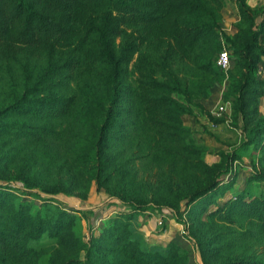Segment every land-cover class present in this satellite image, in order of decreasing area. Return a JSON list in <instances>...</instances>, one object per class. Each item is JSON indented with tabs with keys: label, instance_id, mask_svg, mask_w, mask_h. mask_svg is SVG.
<instances>
[{
	"label": "rangeland",
	"instance_id": "rangeland-1",
	"mask_svg": "<svg viewBox=\"0 0 264 264\" xmlns=\"http://www.w3.org/2000/svg\"><path fill=\"white\" fill-rule=\"evenodd\" d=\"M263 2L246 0L253 20L261 15ZM207 8L213 9L216 26L187 57L167 62L162 69L166 81L176 89L173 98L185 108L179 121L181 127L193 138L186 148L178 151L163 148L166 144L140 114L133 94L136 73L132 64L136 53L127 64L128 72L118 76L114 83L101 70L71 74L54 55L37 46L20 45L13 54L0 53V109L24 88H32L27 97L42 98V104L37 103L41 108L50 96L73 97L68 113L51 120L42 115H31L29 119L11 109L0 114V154L6 145L10 147L3 155L5 167L0 170V191L9 192H0V199L5 202L3 210H10L22 200L31 214L32 205H39L46 216H50L52 208L69 211L75 219L68 228L81 233L86 241L90 233L99 235L105 218L126 211V205L114 195L134 193L143 199L155 197L167 206L138 212L129 221V228L138 234L143 246L164 247L168 241H175L193 264H203L201 253L209 264L264 261L263 232L242 218L233 223L205 215L216 203L234 198L243 188L253 194L264 189L263 180L250 176L253 166L264 170V134L255 143L237 148L239 157L231 161V172L218 178L217 184L221 186L233 177L219 196H215L214 190L191 203L185 202L191 187L208 180L210 172L206 165L219 160L218 151L237 147L242 140L240 115L233 109V92L242 64L231 41L249 40L254 26L234 0L209 2ZM201 18L207 16L189 12L181 16L185 23H195ZM257 39L264 41L259 36ZM118 41L115 38V44ZM224 48L231 56L230 66L218 69L213 59L217 50ZM114 50H118L117 45ZM145 52L154 61L160 60L153 45L142 47L139 53ZM249 55L262 65L264 55L255 49H249ZM259 75L264 79V74ZM263 96L264 92L259 96L257 91L246 92L245 109L253 108L254 116L264 113L260 102ZM109 104L110 121L104 124ZM219 105L224 109L217 112ZM212 118L220 120L215 122ZM23 119L39 127L53 125L55 132L39 140L14 138L10 134L13 128L4 125ZM11 136L13 139H8ZM101 166L110 171L104 180L97 177ZM213 195L216 202L207 204L206 200ZM173 212L185 221L184 227L172 218ZM158 213L162 217L160 224L155 220ZM67 220L63 219L62 228L67 226ZM242 230L248 231L249 237L243 236ZM57 231L51 226L24 264H47L53 257L70 254L67 245L57 244L62 230L53 235ZM82 254L78 253L81 259ZM111 255L105 254L107 259ZM87 262L104 264L93 256Z\"/></svg>",
	"mask_w": 264,
	"mask_h": 264
},
{
	"label": "trees",
	"instance_id": "trees-1",
	"mask_svg": "<svg viewBox=\"0 0 264 264\" xmlns=\"http://www.w3.org/2000/svg\"><path fill=\"white\" fill-rule=\"evenodd\" d=\"M234 1L254 26L249 40L231 41L242 64L239 81L233 92V109L240 115L242 122V140L237 147L218 151L219 160L206 165L210 172L208 180L190 188L185 195L187 203L214 190L215 196H219L233 177L221 186L217 184L218 178L231 172V161L239 157L237 148L255 143L264 134V113L254 116L253 108L245 109L246 92L257 91V96L264 92V79L259 75L261 65L249 55V49L264 55V41L257 39L258 36L264 38V2L260 5L258 20H253L246 0ZM209 2L218 4V0H0V53L13 54L20 45L37 46L54 55L60 60V66L71 74L101 70L113 83L118 76L128 72L127 64L136 53L132 64L136 73L133 94L140 114L153 133L166 144L163 148L178 151L186 148L193 138L181 127L179 121L185 108L173 98L172 93L176 89L166 81L162 69L167 66V62L187 57L199 40L216 26L217 20L211 14L213 9L207 8ZM187 12L202 13L207 19L185 23L181 16ZM115 38L119 39L117 44ZM115 45L118 48L116 52ZM149 45H153L158 52V62L149 58L148 52L139 53L142 47ZM216 55L213 65L220 69L215 64ZM256 85L261 88L258 90ZM31 92L32 88H24L11 103L0 109V114L11 109L13 113L25 114L28 118L42 115L51 120L67 114L73 102L72 95L50 96L45 100L44 108H41L37 103L42 104V98L27 97ZM113 95L114 92L110 97ZM110 109L111 104L104 113V124L110 121L107 118ZM212 120L218 122L220 119ZM28 121L8 122L4 127L13 128L10 134L14 138L25 137L30 140H39L55 132L53 125L39 127ZM6 146L0 154V170L5 167L3 155L10 148ZM109 173L101 166L98 167L97 177L104 180ZM250 176L264 181V170L253 166ZM55 190L59 189L56 187ZM0 192L9 193L6 189ZM215 196L208 197L206 203L215 201ZM113 197L126 205V211L105 218L99 235L90 233L86 241L81 233L77 234L68 228L75 219L69 211L52 208L50 216H46L39 205H32L31 214L26 211L28 204L22 200H18L10 210H3L5 202L0 199V264H24L51 226L58 230L53 235L62 230L57 244L67 245L70 254L53 257L47 264H79L83 261L89 264L87 261L91 256L99 258L104 264H193L175 241H168L164 247L143 246L138 234L129 228L130 219L138 212L167 204L155 197L143 199L134 193ZM215 205L205 215L217 221L233 223L242 218L264 233V189L253 194L243 188L234 194V198ZM65 218H69L67 226L62 228ZM172 218L184 227L185 221L178 214L173 212ZM241 232L243 236L250 235L246 230ZM81 251L83 259L78 255ZM105 254L112 255L107 259ZM201 261L209 264L203 253ZM246 264H264V261H247Z\"/></svg>",
	"mask_w": 264,
	"mask_h": 264
},
{
	"label": "built area",
	"instance_id": "built-area-1",
	"mask_svg": "<svg viewBox=\"0 0 264 264\" xmlns=\"http://www.w3.org/2000/svg\"><path fill=\"white\" fill-rule=\"evenodd\" d=\"M264 59V57H263ZM230 55H229V52L226 48L224 49H220L216 55V58H215V64L220 68V69H226L227 67L230 66ZM263 64V63H262ZM263 69L262 65L260 66V72L261 70ZM224 109V106L223 105H219L218 106V109H217V112H220ZM161 214L158 213L155 217V220H156V223L157 224H160L161 223Z\"/></svg>",
	"mask_w": 264,
	"mask_h": 264
},
{
	"label": "crops",
	"instance_id": "crops-1",
	"mask_svg": "<svg viewBox=\"0 0 264 264\" xmlns=\"http://www.w3.org/2000/svg\"><path fill=\"white\" fill-rule=\"evenodd\" d=\"M262 60H263V64H262L263 69H262L261 72H260L261 75L264 74V59L262 58ZM260 100H261L260 102H261V104H262V105H261V106H262L261 108L264 109V96H263V98H261ZM148 222H149V221H148ZM146 230H147V229H146Z\"/></svg>",
	"mask_w": 264,
	"mask_h": 264
}]
</instances>
